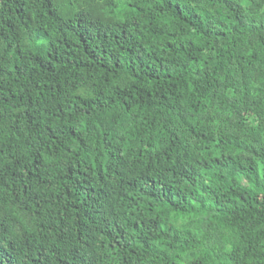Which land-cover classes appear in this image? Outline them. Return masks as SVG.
<instances>
[{
    "label": "clouds",
    "instance_id": "clouds-1",
    "mask_svg": "<svg viewBox=\"0 0 264 264\" xmlns=\"http://www.w3.org/2000/svg\"><path fill=\"white\" fill-rule=\"evenodd\" d=\"M15 2L0 264H264V0Z\"/></svg>",
    "mask_w": 264,
    "mask_h": 264
},
{
    "label": "trees",
    "instance_id": "trees-1",
    "mask_svg": "<svg viewBox=\"0 0 264 264\" xmlns=\"http://www.w3.org/2000/svg\"><path fill=\"white\" fill-rule=\"evenodd\" d=\"M13 8L15 10L16 17H18L20 19L21 23H23L25 18H30L31 15H32V8L28 4L27 0H16V2L13 5ZM68 31H70V30H68ZM37 39H39V37ZM193 39H196V37H193ZM59 44H60V41H57L56 46L59 47ZM78 44H81V45L83 44V40L80 37H76V39L71 42V46H73V51L75 50L74 46L78 45ZM69 48H70L69 44H64L65 56L68 59L71 58V53L68 51ZM84 52L87 53V49L86 48L84 49ZM153 59H157V58L153 57ZM51 60H52V57H51V55H49V61H51ZM157 64L161 68L164 67V65H161L159 63L158 59H157ZM206 151H209V150L206 149ZM210 151L212 153H216V152L221 153L220 156L216 157V162L218 163L219 160L222 158L223 152L225 151V149H220V148L213 147ZM205 171H208V169H205ZM241 199H243V197H241ZM157 211H159V209Z\"/></svg>",
    "mask_w": 264,
    "mask_h": 264
}]
</instances>
